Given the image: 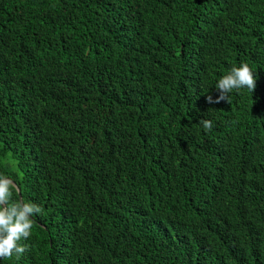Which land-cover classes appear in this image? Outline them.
<instances>
[{
    "label": "trees",
    "instance_id": "obj_1",
    "mask_svg": "<svg viewBox=\"0 0 264 264\" xmlns=\"http://www.w3.org/2000/svg\"><path fill=\"white\" fill-rule=\"evenodd\" d=\"M0 174V264H264V0H0Z\"/></svg>",
    "mask_w": 264,
    "mask_h": 264
},
{
    "label": "clouds",
    "instance_id": "obj_2",
    "mask_svg": "<svg viewBox=\"0 0 264 264\" xmlns=\"http://www.w3.org/2000/svg\"><path fill=\"white\" fill-rule=\"evenodd\" d=\"M253 92L256 88V75L246 62L239 66L233 65L226 75L215 84L218 96L215 100L211 95L206 97L208 103L230 102V94L241 89ZM199 123L206 131L213 127L212 121L201 119ZM13 190L19 191L18 185L8 175L0 174V259H10L27 251V246L20 241L32 235L33 217L42 209L36 203L23 198L13 200Z\"/></svg>",
    "mask_w": 264,
    "mask_h": 264
}]
</instances>
